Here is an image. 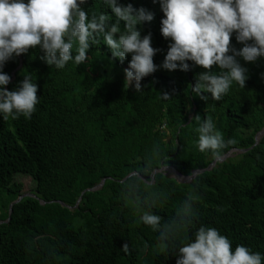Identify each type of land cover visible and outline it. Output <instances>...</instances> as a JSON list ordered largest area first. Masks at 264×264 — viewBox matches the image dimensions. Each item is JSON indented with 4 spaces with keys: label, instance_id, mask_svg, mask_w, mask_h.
<instances>
[{
    "label": "trees",
    "instance_id": "obj_1",
    "mask_svg": "<svg viewBox=\"0 0 264 264\" xmlns=\"http://www.w3.org/2000/svg\"><path fill=\"white\" fill-rule=\"evenodd\" d=\"M118 2L153 13V20L139 29L141 36L151 33V46L160 50L153 63L160 65L169 41L159 31V4ZM83 7L89 15L103 12L114 20L102 0H88ZM230 44L241 47L234 36ZM42 55L30 48L3 66L11 77L6 90L31 75L39 102L30 119L0 118V194L9 193L4 200L0 195V264H175L172 253L160 250L158 234L139 220L138 207L147 195L143 182L133 203L121 179L147 168L149 159L153 167L163 161L183 176L206 168L213 158L196 146V129L205 117L213 119L225 140L236 141L223 154L246 150L216 161L188 182L157 174L151 191L166 198L153 212L168 220L191 198L195 227H214L233 248L242 244L264 255V133L254 145L264 127V58L240 60L248 70L244 89L233 84L220 101H213L210 94L202 93L208 99L201 100L191 91L199 66L171 72L158 67L140 81L136 93L124 82L130 56L123 62L112 58L102 41L90 46L84 63L69 61L63 69L46 65ZM212 71L220 70L213 66ZM165 93L169 99L161 97ZM155 145L158 157L152 156ZM15 174L34 182L29 191L34 196L14 203L6 220L9 203L27 189ZM102 178V186L85 191L76 204L80 193ZM191 231L175 237L177 247ZM125 243L128 254L120 251Z\"/></svg>",
    "mask_w": 264,
    "mask_h": 264
},
{
    "label": "clouds",
    "instance_id": "obj_2",
    "mask_svg": "<svg viewBox=\"0 0 264 264\" xmlns=\"http://www.w3.org/2000/svg\"><path fill=\"white\" fill-rule=\"evenodd\" d=\"M102 3L110 9L114 20L103 12L89 15L83 7L88 0H0V118L30 119L36 110L37 84L31 75H24L13 90L4 87L11 77L3 72V66L30 48L43 53L40 59L46 65L63 69L69 61L76 65L84 63L90 46L102 41L112 58L123 62L130 56L124 82L136 93L141 92L140 81L158 67L171 72L199 66L202 70L191 91L201 100L208 99L202 93L210 94L213 101H220L233 84L244 89L248 70L240 60L254 63L264 58V0H152L163 13L160 34L169 41L160 65L153 63L154 54L160 50L151 46V33L141 36L139 29L153 20V13L144 7L134 8L131 3L122 5L118 0ZM233 36L241 45L239 49L230 44ZM213 66L220 71L214 73ZM261 78L264 79V73ZM161 97L169 99L167 93ZM196 132L198 150L210 153L217 162L223 159V150L236 143L233 139L225 140L215 130L211 117H205ZM159 152V145H155L152 156L158 157ZM165 172L163 161L155 168L149 159L147 168L132 170L124 178L125 195L133 203L143 182L147 195L144 206L138 207L139 220L158 234L161 251L172 253L175 264H264V255L242 244L233 248L218 229L195 227L191 198L183 200L168 220L154 214L156 203L166 197L151 191V185L157 174ZM193 229L177 247L175 237ZM120 251L128 254L129 245L122 244Z\"/></svg>",
    "mask_w": 264,
    "mask_h": 264
},
{
    "label": "water",
    "instance_id": "obj_3",
    "mask_svg": "<svg viewBox=\"0 0 264 264\" xmlns=\"http://www.w3.org/2000/svg\"><path fill=\"white\" fill-rule=\"evenodd\" d=\"M263 133H264V127H263L260 131H258V132L255 134V137H254V139H255L254 145L258 142V140H259L260 137L263 135ZM245 150H246V149L232 148V149L228 150L226 153L223 154V159H222L221 161H223L225 158L230 157V156H232V155H234V154H236V153L244 152ZM219 162H220V161H219ZM215 163H216V161L213 159V160L211 161V163H210L206 168H203V169H194V170L192 171V173H191L189 176H183V175L180 174V173H179V172H178L173 166H166V173H167L168 176H171V177L176 178L179 182H188V181H190V180H191L196 174L201 173V172L204 171V170L211 169V168L215 165ZM185 177H188V178L186 179ZM124 178H125V177H123V178L121 179V181H123ZM104 180H105V178H102V179H101L96 185H94L93 187H90V188H86V189H84V190L80 193V195H79V197H78V199H77V201H76V204L80 201L81 196H82V194H83L85 191H94V190L99 189V188L102 186ZM24 195L34 196L33 193H28V194L23 193V194L18 195V196H17V197L11 202V203H9L8 216H7L6 220H8L9 217H10V213H11V211H12V206H13V204L16 203V202H18V201H19ZM40 203H44V201H43V200H40ZM6 220H4V221H6ZM1 222H3V221H0V223H1Z\"/></svg>",
    "mask_w": 264,
    "mask_h": 264
},
{
    "label": "rangeland",
    "instance_id": "obj_4",
    "mask_svg": "<svg viewBox=\"0 0 264 264\" xmlns=\"http://www.w3.org/2000/svg\"><path fill=\"white\" fill-rule=\"evenodd\" d=\"M14 179L19 181V183L21 184L20 187L27 188L23 191V193H26V194L31 193L29 191L33 188L34 182L30 178H28L25 175L15 174ZM8 194L9 193L7 191L3 190L2 193L0 194L1 200H4L8 196Z\"/></svg>",
    "mask_w": 264,
    "mask_h": 264
},
{
    "label": "bare ground",
    "instance_id": "obj_5",
    "mask_svg": "<svg viewBox=\"0 0 264 264\" xmlns=\"http://www.w3.org/2000/svg\"><path fill=\"white\" fill-rule=\"evenodd\" d=\"M19 60H20V55L18 56ZM19 64H20V61H19Z\"/></svg>",
    "mask_w": 264,
    "mask_h": 264
}]
</instances>
